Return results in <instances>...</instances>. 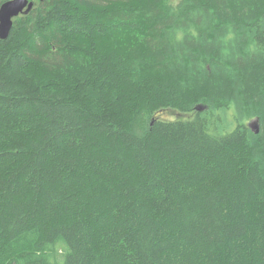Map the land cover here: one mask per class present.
<instances>
[{"label":"trees","instance_id":"trees-1","mask_svg":"<svg viewBox=\"0 0 264 264\" xmlns=\"http://www.w3.org/2000/svg\"><path fill=\"white\" fill-rule=\"evenodd\" d=\"M32 1L0 39V264H264V0Z\"/></svg>","mask_w":264,"mask_h":264},{"label":"water","instance_id":"water-1","mask_svg":"<svg viewBox=\"0 0 264 264\" xmlns=\"http://www.w3.org/2000/svg\"><path fill=\"white\" fill-rule=\"evenodd\" d=\"M34 7L32 0H6L0 4V39L8 38L12 27L14 18L21 14H27ZM201 109V106H197ZM249 126L255 133L260 131L259 121L253 119L249 122Z\"/></svg>","mask_w":264,"mask_h":264},{"label":"rangeland","instance_id":"rangeland-1","mask_svg":"<svg viewBox=\"0 0 264 264\" xmlns=\"http://www.w3.org/2000/svg\"><path fill=\"white\" fill-rule=\"evenodd\" d=\"M158 117L163 119H174V118H188L189 115H181V114H177L176 112L165 111L159 114Z\"/></svg>","mask_w":264,"mask_h":264}]
</instances>
